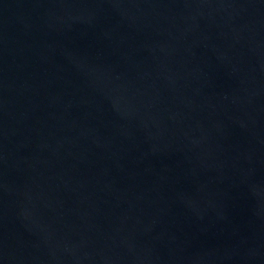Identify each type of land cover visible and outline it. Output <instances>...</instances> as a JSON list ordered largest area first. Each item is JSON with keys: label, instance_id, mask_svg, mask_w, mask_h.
Returning a JSON list of instances; mask_svg holds the SVG:
<instances>
[{"label": "water", "instance_id": "95a60500", "mask_svg": "<svg viewBox=\"0 0 264 264\" xmlns=\"http://www.w3.org/2000/svg\"><path fill=\"white\" fill-rule=\"evenodd\" d=\"M0 264H264V0H0Z\"/></svg>", "mask_w": 264, "mask_h": 264}]
</instances>
